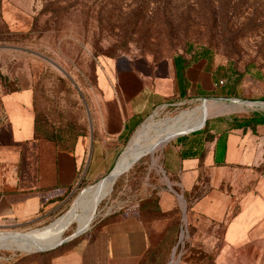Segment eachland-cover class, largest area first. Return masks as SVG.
I'll return each instance as SVG.
<instances>
[{"label": "rangeland", "instance_id": "1", "mask_svg": "<svg viewBox=\"0 0 264 264\" xmlns=\"http://www.w3.org/2000/svg\"><path fill=\"white\" fill-rule=\"evenodd\" d=\"M179 55L189 64L186 96L173 73ZM207 74L211 87L202 84ZM25 90L48 158L81 141L83 165L62 209L28 226H0V264H35L39 254L45 263L46 252L127 208L140 210L151 235L147 253L127 264H251L240 250L229 258L204 247L205 231L221 239L222 226L192 215L162 150L214 100L250 108L206 122L264 113V0H0V94ZM134 114L142 124L120 142ZM97 139L105 149L93 178L83 171ZM165 196L173 203L163 209Z\"/></svg>", "mask_w": 264, "mask_h": 264}, {"label": "crops", "instance_id": "2", "mask_svg": "<svg viewBox=\"0 0 264 264\" xmlns=\"http://www.w3.org/2000/svg\"><path fill=\"white\" fill-rule=\"evenodd\" d=\"M173 73L180 94L176 65ZM202 81L211 87L210 74ZM29 93L0 94V226H28L62 209L78 184L83 165L81 141L72 151L60 150L54 160L48 158L36 137ZM246 108L250 107L214 100L203 117L189 121L171 136L203 127L205 116ZM142 121L140 114L125 120L120 142L129 141ZM232 123V118L208 120L202 130L172 138L162 150V166L185 194L192 215L222 226L221 239L216 235L212 239L210 231H205V248L219 246L222 257L229 258L232 250H240V257H248L251 264H264V123L244 127ZM99 142L94 144L96 155L92 152L83 171L94 174L93 178L97 155L105 149ZM165 197L160 202L163 209L173 203L170 196ZM150 244V230L140 210L127 208L75 243L46 252L45 263L39 254L35 264H127L141 259Z\"/></svg>", "mask_w": 264, "mask_h": 264}, {"label": "trees", "instance_id": "3", "mask_svg": "<svg viewBox=\"0 0 264 264\" xmlns=\"http://www.w3.org/2000/svg\"><path fill=\"white\" fill-rule=\"evenodd\" d=\"M174 61L177 68V77L181 89L180 94L181 96H186L189 83L184 76V70L189 67V64L186 63V60L182 55L175 57ZM231 118L233 119L232 125L234 127H244L252 124L264 123V115H262V113L259 111L253 112V114H251L250 117L247 118H239L236 116ZM64 197L65 196H63L61 199H63Z\"/></svg>", "mask_w": 264, "mask_h": 264}, {"label": "water", "instance_id": "4", "mask_svg": "<svg viewBox=\"0 0 264 264\" xmlns=\"http://www.w3.org/2000/svg\"><path fill=\"white\" fill-rule=\"evenodd\" d=\"M235 101H237V99H235ZM207 120V119H206ZM206 120H205V123H204V125L206 124ZM196 129H198V128H196ZM196 129H194V130H196ZM191 131H193V130H191ZM188 132H190V131H187V132H182V133H180V134H186V133H188ZM180 134H178V135H180ZM109 175H111V173L109 174ZM120 174H118V175H116L117 177L119 176ZM116 177V178H117ZM64 242V241H63Z\"/></svg>", "mask_w": 264, "mask_h": 264}, {"label": "bare ground", "instance_id": "5", "mask_svg": "<svg viewBox=\"0 0 264 264\" xmlns=\"http://www.w3.org/2000/svg\"><path fill=\"white\" fill-rule=\"evenodd\" d=\"M203 122H205V120H203ZM133 155V154H132Z\"/></svg>", "mask_w": 264, "mask_h": 264}]
</instances>
